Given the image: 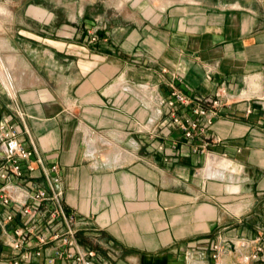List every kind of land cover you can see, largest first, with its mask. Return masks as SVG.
<instances>
[{
	"label": "crops",
	"instance_id": "obj_1",
	"mask_svg": "<svg viewBox=\"0 0 264 264\" xmlns=\"http://www.w3.org/2000/svg\"><path fill=\"white\" fill-rule=\"evenodd\" d=\"M172 86L219 100L193 139L161 103ZM178 114L196 118L191 107ZM6 118L35 144L33 160L59 165L86 261L209 264L221 238L264 232V0H0ZM15 181L48 188L41 169ZM26 222L0 226V264H82L57 257L58 242L40 256L15 251L13 230ZM220 263L264 259L227 251Z\"/></svg>",
	"mask_w": 264,
	"mask_h": 264
},
{
	"label": "built area",
	"instance_id": "obj_2",
	"mask_svg": "<svg viewBox=\"0 0 264 264\" xmlns=\"http://www.w3.org/2000/svg\"><path fill=\"white\" fill-rule=\"evenodd\" d=\"M224 92V89L222 90ZM15 111L23 119V113L17 101L14 100ZM162 104L169 107L172 122L177 125L188 139H193L204 133L212 124L218 99L207 100L202 97H190L172 86L171 98L162 100ZM211 106L210 108L208 106ZM179 106L191 107L195 117L183 118L178 114ZM252 108H248L251 112ZM205 118L203 124L199 118ZM213 140H202V148L208 149ZM33 149L21 141L18 126L11 118L0 123V207L9 208L7 213L0 214V226L15 221L18 216L27 219L23 225H18L12 233L10 245L15 251L34 246L35 254L40 256L44 246L51 242H58L54 248L55 255L61 257L65 252L69 258H74L82 264H91L85 260L86 253H82L77 243V217L66 208L63 190L60 188L61 175L58 164L47 166L44 159L38 155L32 159L34 152L38 153L35 144ZM39 169L44 173L48 188L41 186L26 187L15 179L25 177L26 172L33 174ZM49 221L53 226L39 230L42 221ZM34 238V241H33ZM68 247V249H66ZM74 247L73 250L70 248ZM233 252L240 256L242 262L264 259V232L254 236H229L215 242L211 248V261L209 264H221L220 258L225 252ZM88 255H93L89 252ZM30 253L25 251V257ZM49 263L55 261L54 257L47 259ZM14 264H19L15 261Z\"/></svg>",
	"mask_w": 264,
	"mask_h": 264
},
{
	"label": "rangeland",
	"instance_id": "obj_3",
	"mask_svg": "<svg viewBox=\"0 0 264 264\" xmlns=\"http://www.w3.org/2000/svg\"><path fill=\"white\" fill-rule=\"evenodd\" d=\"M69 1H72V0H69ZM119 1L120 0H106V2H109L110 4H114L116 2V5H117V3H119ZM259 85H260L259 87L254 88L253 90H254V93L261 95V90L263 89V85H261V84H259Z\"/></svg>",
	"mask_w": 264,
	"mask_h": 264
},
{
	"label": "bare ground",
	"instance_id": "obj_4",
	"mask_svg": "<svg viewBox=\"0 0 264 264\" xmlns=\"http://www.w3.org/2000/svg\"><path fill=\"white\" fill-rule=\"evenodd\" d=\"M230 162V161H229ZM218 163V162H217ZM216 164V163H215ZM222 164V163H221ZM230 166V165H229Z\"/></svg>",
	"mask_w": 264,
	"mask_h": 264
}]
</instances>
